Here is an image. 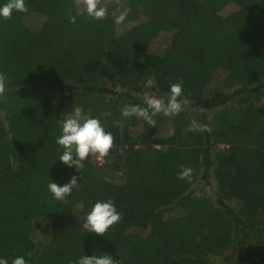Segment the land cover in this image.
<instances>
[{"label": "trees", "instance_id": "16d2710c", "mask_svg": "<svg viewBox=\"0 0 264 264\" xmlns=\"http://www.w3.org/2000/svg\"><path fill=\"white\" fill-rule=\"evenodd\" d=\"M25 3L27 12L0 17V258L264 264V0H106L102 20L77 14L74 0ZM185 30L191 43L170 60L172 37ZM181 79L191 103L178 115L154 116L153 128L121 114L145 106L144 92L167 101ZM74 106L115 137L109 155L90 156L81 172L59 160L56 143ZM181 165L193 169L191 182L178 179ZM73 175L80 186L56 200L50 180L63 186ZM108 199L120 221L104 236L83 230Z\"/></svg>", "mask_w": 264, "mask_h": 264}, {"label": "clouds", "instance_id": "9594fccd", "mask_svg": "<svg viewBox=\"0 0 264 264\" xmlns=\"http://www.w3.org/2000/svg\"><path fill=\"white\" fill-rule=\"evenodd\" d=\"M116 4H120V0H114ZM74 4L78 9L77 14H87L94 20L105 19L108 15L106 0H74ZM13 10L19 12H27L25 0H7L0 6V17L10 19ZM127 9L115 17L114 22L121 24L126 18ZM71 23L76 22V17L70 15ZM6 79L3 73H0V96L6 91ZM143 104L145 106L125 105L121 109L124 117L136 116L142 118L150 126L155 128L156 121L154 116L163 113L165 116L174 117L184 110V106L191 102L187 97H183V80L170 84V91L167 101L158 97L155 93L144 92L142 94ZM103 115H110L104 113ZM62 134L57 138L56 143L63 147L64 151L59 156V160L69 168L75 166L76 172L84 169V161L90 156L96 158L107 157L114 145L115 137L112 132L105 131L101 121L91 115V111L85 112L81 107L74 106L73 111L64 115L61 122ZM197 130L194 127L185 129L186 132ZM200 131L207 130V125H201ZM193 169L181 165V171L178 179L191 182ZM80 186L77 176L73 175L69 182L63 186L50 180L48 190L56 200L64 201L67 196L71 195L74 188ZM121 219V213L117 211L114 201H97L90 212L87 214L85 221L81 225L82 229L94 232L99 236H104L108 229ZM0 264H9L6 258H0ZM11 264H28L23 256H16L11 260ZM75 264H118L110 255L101 256H82Z\"/></svg>", "mask_w": 264, "mask_h": 264}, {"label": "rangeland", "instance_id": "374dc122", "mask_svg": "<svg viewBox=\"0 0 264 264\" xmlns=\"http://www.w3.org/2000/svg\"><path fill=\"white\" fill-rule=\"evenodd\" d=\"M50 5H48L47 7L48 8H54L55 7V4L51 3ZM230 11H231V8H226L224 13H227V12H230ZM170 37H171V34H168L165 37H160V38L158 36L153 41L154 43L151 46V50L154 53H160L167 46V44L169 43ZM191 40H192V33L189 30H185L183 32H179L178 34H175L172 37V41L174 42L175 45H174V51H173L172 55L169 57L170 60H172L177 55V52H179L180 50L183 51L185 48H187L189 43H191ZM241 51H243V50H241ZM249 57H250V55L245 53V58H249ZM256 61L257 60H254V59L248 60V66H251V65L255 66V68H254L255 74L253 73L254 76L252 77L254 79L259 78V75H260L259 74V68H258V64L259 63L258 62L255 63ZM215 85H216V83H212V87L215 86ZM36 213H38L37 210H36Z\"/></svg>", "mask_w": 264, "mask_h": 264}]
</instances>
